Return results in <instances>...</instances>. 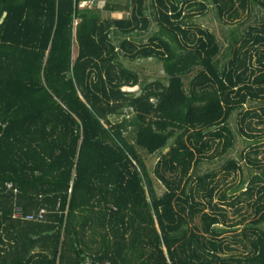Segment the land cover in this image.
Returning a JSON list of instances; mask_svg holds the SVG:
<instances>
[{
  "label": "trees",
  "instance_id": "trees-1",
  "mask_svg": "<svg viewBox=\"0 0 264 264\" xmlns=\"http://www.w3.org/2000/svg\"><path fill=\"white\" fill-rule=\"evenodd\" d=\"M189 2L106 0L129 14L103 17L0 0V264H264V128L248 120L264 123V0L198 2L224 23L256 13L226 47ZM123 58L157 59L166 81ZM243 222L235 252L224 232Z\"/></svg>",
  "mask_w": 264,
  "mask_h": 264
},
{
  "label": "rangeland",
  "instance_id": "rangeland-1",
  "mask_svg": "<svg viewBox=\"0 0 264 264\" xmlns=\"http://www.w3.org/2000/svg\"><path fill=\"white\" fill-rule=\"evenodd\" d=\"M106 0H92L93 5L99 7V9L101 10V15L103 17L105 16H114V17H120L122 15H127L129 14V8H126L125 6H122L120 9H114V10H109L107 8L104 7V3ZM111 3L115 4L117 2L121 3L122 5H125L129 0H110ZM200 0H190L189 3H186V5H184V11L187 12L189 9L191 10H197L200 9L198 6V2ZM153 8H149V12H151ZM259 10V9H258ZM256 10V12L258 11ZM198 12V11H196ZM258 13V12H257ZM256 14V13H255ZM255 14L253 13L252 17L249 18L248 20H246L245 22H240V19H234V20H228L227 23H224L223 21H221L215 13V10L212 8L211 10H209L206 14H201L198 12V14H196L193 18L191 17L192 20L194 21H200L202 23H204L207 26H210L211 28L215 29L223 43V45L226 47L230 41L232 36L230 35V31L233 29V31H235V34H240L242 32H244L249 24H253V23H257ZM151 16V27L150 29L155 30L156 28H158V23L155 20V18L153 17L152 14H150ZM149 34V32L147 31L143 37L144 40L147 39V35ZM125 64H127L130 67H133L134 69L138 70L141 76V81L142 84L144 83H149L152 81H155L157 79H162L164 81H166V75L163 71L162 68V63L160 61H158L155 58H140V59H134V60H129L127 58H123ZM248 120H251V122L253 123V125L260 127L261 131L263 130L262 128H264V123L259 122V117L257 116H252V117H248ZM263 132V131H262ZM129 138L131 140H133L134 136L130 135ZM260 144V151L258 156L262 157L264 159V139L260 140L259 142ZM239 148H245L248 152H252V148L247 146V143L244 141H241L237 144V149ZM231 155H237V150H232L230 152ZM145 159L149 165V167L152 169L155 161L157 160L159 154L155 153V154H146L144 153ZM212 166V164H210ZM206 167V166H205ZM218 177L222 178V172H220L218 174ZM235 181V177H233V174L228 176V180L227 182H233ZM156 187L157 190L159 192L162 191V186L160 184L159 181H156ZM244 195V194H243ZM238 204H243V209L242 211L244 212L245 209L247 208L248 210L250 208L247 207V203L245 200H242L241 202H238ZM227 206L228 209V213H229V219H228V224L229 223H233L235 222L237 219H239L241 216L239 214H237L236 212H233V209L231 208V206ZM250 218H248L249 220ZM246 220V222L248 221ZM245 222L240 223L237 225V230H227L226 232H224V237L227 240H230L232 245L237 246L238 248L234 249L233 251L235 252H239L240 250H242V245L241 243L236 240V237L234 236L235 231H238L242 226H244Z\"/></svg>",
  "mask_w": 264,
  "mask_h": 264
},
{
  "label": "built area",
  "instance_id": "built-area-1",
  "mask_svg": "<svg viewBox=\"0 0 264 264\" xmlns=\"http://www.w3.org/2000/svg\"><path fill=\"white\" fill-rule=\"evenodd\" d=\"M7 185L9 187H12L13 183L7 182ZM46 212H47V208L45 206H39L37 209H34L28 213H24L20 206H16L15 211H14V216L22 217L25 219L42 220L45 217ZM102 264H109V262L106 261V262H103Z\"/></svg>",
  "mask_w": 264,
  "mask_h": 264
}]
</instances>
